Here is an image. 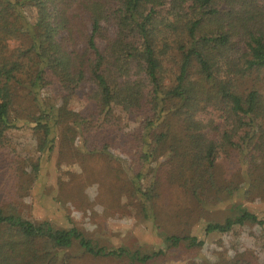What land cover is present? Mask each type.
Returning a JSON list of instances; mask_svg holds the SVG:
<instances>
[{"label": "trees", "instance_id": "16d2710c", "mask_svg": "<svg viewBox=\"0 0 264 264\" xmlns=\"http://www.w3.org/2000/svg\"><path fill=\"white\" fill-rule=\"evenodd\" d=\"M80 94L83 113L70 109ZM23 95L32 105L16 109ZM116 109L129 132L109 121ZM26 126L41 153L62 134L78 156L119 162L110 171L126 173L147 218L166 188L194 205L187 226L232 202L235 215L205 223L200 235L168 234L172 247L201 248L247 222L264 231L238 201L241 192L264 199V0H0V152L8 132ZM75 245L140 264L165 254L101 248L76 228L0 206V264H64Z\"/></svg>", "mask_w": 264, "mask_h": 264}, {"label": "rangeland", "instance_id": "374dc122", "mask_svg": "<svg viewBox=\"0 0 264 264\" xmlns=\"http://www.w3.org/2000/svg\"><path fill=\"white\" fill-rule=\"evenodd\" d=\"M114 32L115 28H110V35ZM100 46H104L103 42ZM86 101L80 94L70 109L83 113ZM31 105L29 98L19 96L16 109ZM109 119L119 131L129 132L121 110L116 109ZM62 140L60 134L55 150L45 154L38 150L34 131L28 126L8 132L6 147L0 152L2 208L32 221L49 220L58 228H76L101 248H126L130 253L140 254L164 251L162 257L149 264H217L236 257L249 264H264V231L253 222L237 225L227 234L213 233L201 248L172 247L166 241L168 234H183L187 230L200 235L205 223L223 222L235 215L229 200L207 208L187 226L186 212L194 205L190 200L188 204L179 190L166 188L162 198L156 201L153 214L147 218L142 202L129 193L126 173L121 171L117 176L119 162H109L101 156H78L73 153L76 148L63 147ZM113 152L126 157L118 150ZM38 163H41L40 173L34 171V164ZM112 168L115 171H110ZM238 194L244 197L242 192ZM240 197L238 201L249 212L264 220V199L256 195ZM62 258L64 264H140L129 255L93 257L78 245L65 251Z\"/></svg>", "mask_w": 264, "mask_h": 264}]
</instances>
